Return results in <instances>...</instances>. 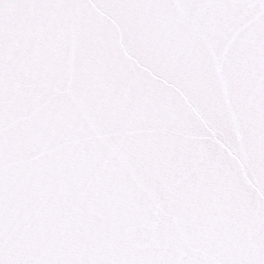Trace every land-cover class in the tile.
I'll list each match as a JSON object with an SVG mask.
<instances>
[{"label": "snow or ice", "instance_id": "1", "mask_svg": "<svg viewBox=\"0 0 264 264\" xmlns=\"http://www.w3.org/2000/svg\"><path fill=\"white\" fill-rule=\"evenodd\" d=\"M0 264H264V0H0Z\"/></svg>", "mask_w": 264, "mask_h": 264}]
</instances>
